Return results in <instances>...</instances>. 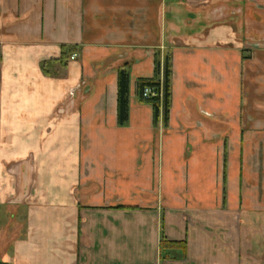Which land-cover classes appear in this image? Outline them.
<instances>
[{
	"label": "crops",
	"instance_id": "crops-1",
	"mask_svg": "<svg viewBox=\"0 0 264 264\" xmlns=\"http://www.w3.org/2000/svg\"><path fill=\"white\" fill-rule=\"evenodd\" d=\"M3 209L0 264H264V0H0Z\"/></svg>",
	"mask_w": 264,
	"mask_h": 264
},
{
	"label": "trees",
	"instance_id": "trees-1",
	"mask_svg": "<svg viewBox=\"0 0 264 264\" xmlns=\"http://www.w3.org/2000/svg\"><path fill=\"white\" fill-rule=\"evenodd\" d=\"M72 51H63V59L71 57ZM155 69L153 79L145 80L141 79L137 82V92L139 99L152 106L153 117L156 122L160 108L163 109L165 120L168 117V108L170 101V88H171V65L170 58L167 57L164 64L161 65L159 61L155 60ZM162 75L160 79L159 76ZM128 88H129V77L125 71H121L118 74L117 80V123L119 126H124L128 120ZM153 91L154 96L150 98H143V92L145 89ZM160 252L163 257L167 250H179L183 257L186 255V243L182 242H169L162 239L159 244ZM163 258V259H165Z\"/></svg>",
	"mask_w": 264,
	"mask_h": 264
},
{
	"label": "rangeland",
	"instance_id": "rangeland-1",
	"mask_svg": "<svg viewBox=\"0 0 264 264\" xmlns=\"http://www.w3.org/2000/svg\"><path fill=\"white\" fill-rule=\"evenodd\" d=\"M13 212H14V210L9 211V213H7V211H5L4 209L2 211V220L0 223V250L2 252L7 251L10 242L15 237H19V235H20L19 234V232H20L19 231L20 230L19 222H14L11 219H9V216ZM15 227H17V229Z\"/></svg>",
	"mask_w": 264,
	"mask_h": 264
},
{
	"label": "built area",
	"instance_id": "built-area-1",
	"mask_svg": "<svg viewBox=\"0 0 264 264\" xmlns=\"http://www.w3.org/2000/svg\"><path fill=\"white\" fill-rule=\"evenodd\" d=\"M75 56H72L71 59H74ZM143 98L147 99V98H150L151 96H154V93L152 90L150 89H145L144 92H143Z\"/></svg>",
	"mask_w": 264,
	"mask_h": 264
}]
</instances>
